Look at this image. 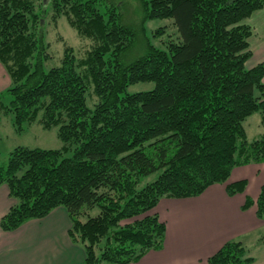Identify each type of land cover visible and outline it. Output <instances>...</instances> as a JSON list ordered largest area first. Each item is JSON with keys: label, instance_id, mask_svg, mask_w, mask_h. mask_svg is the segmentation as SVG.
<instances>
[{"label": "trees", "instance_id": "1", "mask_svg": "<svg viewBox=\"0 0 264 264\" xmlns=\"http://www.w3.org/2000/svg\"><path fill=\"white\" fill-rule=\"evenodd\" d=\"M139 2L142 23L172 20L179 35L160 47L148 41L126 63L136 33L115 7L103 13L99 0H50L55 23L65 17L91 45L81 58L67 46L59 65L47 69L51 56L34 1L0 0V64L11 82L0 93V112L13 114L18 132L35 123L58 127L63 144L17 147L0 164V187L13 201L0 227L14 232L63 208L84 264H133L161 250L166 224L156 213L120 223L153 211L162 199L198 197L236 168L264 163V135L249 141L244 126L255 113L264 126V62L247 67L246 23L264 0ZM137 84L153 87L127 91ZM157 172L156 181L140 187ZM247 186L240 180L226 190L234 196ZM253 205L264 220V184L243 208ZM254 261L245 243L233 240L208 264Z\"/></svg>", "mask_w": 264, "mask_h": 264}, {"label": "crops", "instance_id": "2", "mask_svg": "<svg viewBox=\"0 0 264 264\" xmlns=\"http://www.w3.org/2000/svg\"><path fill=\"white\" fill-rule=\"evenodd\" d=\"M246 23L252 28L249 39L252 58L247 63L251 69L264 62V9L255 12ZM10 85V78L0 64V93ZM244 168L234 169L232 180L253 176V168ZM257 173L262 175L264 169L258 168ZM214 187L194 198L162 199L156 214L166 224L164 246L133 264H208V259L229 241L241 240L247 246L258 240L264 230V220L257 216L255 205L243 208L247 197L257 199L248 190L249 182L244 193L234 196ZM12 204L8 188L1 186L0 219ZM59 219L66 225L58 226ZM70 226L67 212L59 208L47 218L29 221L14 232H4L0 227V264H84L83 247L68 236ZM30 229L36 231L30 236L33 238H27ZM31 244L37 247V253H19V249Z\"/></svg>", "mask_w": 264, "mask_h": 264}, {"label": "rangeland", "instance_id": "3", "mask_svg": "<svg viewBox=\"0 0 264 264\" xmlns=\"http://www.w3.org/2000/svg\"><path fill=\"white\" fill-rule=\"evenodd\" d=\"M37 13H41L43 17V33L45 45H48V52L51 59L46 64L47 69L51 67L58 66L65 52L66 47H71L75 55L81 58L85 55V51L89 49L91 41L80 37L76 30L70 27L65 17L58 19L57 23L52 19V9L49 7L50 0H33ZM49 7V8H48ZM115 7L117 12L121 14V19L124 25L131 27L135 33L136 37L131 49L123 55L122 61L130 63L134 61L143 51L144 45L149 41L153 45L160 47L164 45L167 41L173 39L176 40L178 37L177 29L172 25V20H153L145 21L142 23V9L139 0H99V9L105 13L109 8ZM164 28L165 33L161 36L155 34V32ZM153 87V84H137L132 85L128 88L129 93H136L140 91L149 90ZM89 106L92 104L89 102ZM247 139L252 141L264 135V126L261 123V116L259 113H255L250 118H248L244 123ZM17 126L15 125L14 116L12 113H2L0 112V164L6 166L10 153L17 147H28L31 149H51L57 150L62 148V142L58 138V127L51 128L49 130L43 129L39 124L25 125L22 132L17 131ZM72 152L68 153L70 156ZM253 168V176L250 178H239L238 180L233 179L232 175L223 184H216L214 188L225 189L229 184L236 181L247 179L249 182L248 190L251 192L253 197H259L261 188L264 184V173L258 175V168L264 169L263 164L249 165ZM244 167L236 168L235 170H244ZM158 172L151 174L142 179L140 187H144L148 183L156 181L158 177ZM210 188V187H209ZM228 194V193H227ZM254 194V195H253ZM156 208L152 211H147L140 216L124 220L120 223L121 226L125 224H131L136 220L144 218L149 213H156ZM99 212L96 209L93 212L95 216ZM59 217V216H58ZM57 217V218H58ZM66 225L63 220L59 219L58 226ZM35 226V225H33ZM36 229V228H35ZM43 231L39 230L38 232ZM36 233L35 230L30 229L28 231V236H32ZM264 234V233H263ZM33 238V237H30ZM79 245V244H77ZM82 247V245H80ZM40 248V246H38ZM247 249L251 257L254 258L255 264H264V243L259 240H254L248 244ZM37 253V247L31 244L28 248L24 246L23 249H19V253ZM112 264V263H104Z\"/></svg>", "mask_w": 264, "mask_h": 264}]
</instances>
